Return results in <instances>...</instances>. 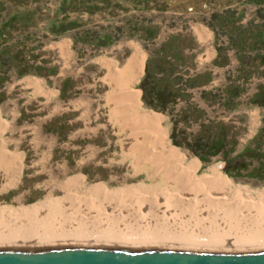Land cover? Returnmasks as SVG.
Listing matches in <instances>:
<instances>
[{
  "label": "rangeland",
  "instance_id": "obj_1",
  "mask_svg": "<svg viewBox=\"0 0 264 264\" xmlns=\"http://www.w3.org/2000/svg\"><path fill=\"white\" fill-rule=\"evenodd\" d=\"M64 27L80 57L65 74L81 72L87 56L117 39L138 42L146 54L148 102L164 107L148 111L161 116L158 130L183 163L193 164L197 176L210 172L232 184L264 188V0H0V99L5 95L1 104L19 108L13 120L7 115L6 128L1 117L0 136L2 143L21 147L24 163L17 186L0 190V209L54 199L72 200L67 207L76 210V195L93 185L124 191L146 178V171L135 173L134 157L112 129L87 130L71 140L67 131L77 112L46 123L44 97L31 99L25 109L27 93L18 81L57 72L61 64L43 46L51 28ZM80 80L85 83L83 72ZM72 85L66 79L61 96ZM72 178L83 180L69 185Z\"/></svg>",
  "mask_w": 264,
  "mask_h": 264
},
{
  "label": "bare ground",
  "instance_id": "obj_2",
  "mask_svg": "<svg viewBox=\"0 0 264 264\" xmlns=\"http://www.w3.org/2000/svg\"><path fill=\"white\" fill-rule=\"evenodd\" d=\"M136 106L133 112L124 110L126 114L121 116L113 111L109 114L127 131L121 145L126 155L134 157L135 173L146 171V178L124 191H104L95 185L80 195L76 191V210L70 208L72 200L62 203L54 199L22 210L0 209V248L99 246L203 252L264 249V188L232 184L210 172L197 176L196 167L184 164L158 130L161 116ZM72 180L83 179L67 182ZM57 206L59 214L52 215L53 220L50 213L54 214Z\"/></svg>",
  "mask_w": 264,
  "mask_h": 264
},
{
  "label": "crops",
  "instance_id": "obj_3",
  "mask_svg": "<svg viewBox=\"0 0 264 264\" xmlns=\"http://www.w3.org/2000/svg\"><path fill=\"white\" fill-rule=\"evenodd\" d=\"M55 16L52 17V20H56ZM57 20L59 21L60 19L58 18ZM63 22L64 20L61 21L60 23ZM69 30L70 29L68 27L59 28V29L51 28L47 33L51 37V39L48 40L43 46L46 49L47 56H49L50 54H52V56H56L57 63L61 64V66H58L57 72H54L53 76L38 75L37 77L33 75H26L23 78H21V80L18 81L23 85L22 86L23 88L25 87L24 89L25 92L27 93L26 100L23 102V104L25 105V109H28V105L26 103H29L31 99H34L36 97H44V102L42 104H44V107L46 108V123H48V121L51 118H54L56 115L65 114L69 112H77L73 118V120L75 121V126H71V128L67 131L68 133L67 137L69 139L72 140L74 138H78L80 134H84L85 132H87V130H91L93 132L94 131L109 132L110 129H112L113 133L119 134L121 136L118 138L120 145L123 142V140H126L125 138L127 135V131L122 129L121 124L119 122L117 123L111 120L110 119L111 115L113 113H118L120 114L119 116H121L122 114L133 112L132 110L137 108L136 105H140L139 109H141V111L143 112L148 110H154V109H150L148 105L146 106L143 100V89L140 85L146 70L145 49L138 42H135L130 38H126V40L117 39L113 43L107 46H103L101 48L102 52L100 51L97 55L93 57L87 56L88 59L87 63H85L84 66L80 67L81 72L69 71L65 74L66 69L68 68L73 69V67H75L73 63L75 62V58L80 59V57H77V53L74 52L72 48L73 35L70 34ZM141 59H143L142 63H140ZM47 63H48L47 65L50 64L52 65V61H49ZM138 66H140L139 68L141 70L138 68ZM134 70H136L135 76L133 74ZM82 72L84 73L85 83H81L80 80V76L82 75ZM108 74L110 77L108 76ZM120 75L121 76L123 75L122 76L123 78L120 77ZM128 75H130L131 77ZM106 76H108L109 78ZM117 76H119V78H117ZM125 76L128 77L125 78ZM44 77H48V79L47 78L45 79ZM133 77L138 79L136 80ZM65 78L69 79V81L73 85L72 88H70V90L65 92V96H61V93H64L65 91L64 89L63 90L61 89L63 82H65L66 80ZM119 79L120 80L122 79L123 81H120ZM128 79L130 81H128ZM108 81L109 83H107ZM113 82H115L116 87L115 84L114 85L112 84L113 87L111 86V83ZM15 85L16 82H13L11 84V87H14ZM83 87H85V89H83ZM133 88L135 90H133ZM76 89L79 90L77 91L79 94L78 96L75 95ZM0 90L3 89L0 88ZM121 93L125 94L127 98H125V96L122 95ZM127 93L129 94V96ZM137 96L139 97L140 102L137 100L138 99ZM4 98L0 99V123H2L1 119L4 118L3 126L6 128L8 123V119L6 118L7 115H10V120L11 119L13 120L19 114L18 112L19 108H18V104H14V106L10 108L7 107L6 103L1 104L3 101H5ZM112 99L113 101L115 100L114 101L115 103L111 101ZM122 99L124 101L127 100L126 103L125 102L123 103L121 101ZM136 101H138V103ZM132 102L135 104H133ZM115 104H116V108H115ZM125 104L129 106H126ZM131 105L133 106V108ZM124 106H126L125 109ZM120 110H122L123 112L125 110L126 113L125 112L123 113ZM93 111L96 112L99 111L102 114L93 115L91 114V112ZM110 111L111 112L113 111V113H111ZM154 111L159 112L157 110ZM7 112L9 113L7 114ZM163 124H164V120H163ZM33 128H38V126L34 125ZM108 141H111V139H108ZM3 144L4 143H2V137L0 136V150H1L0 158L5 157L4 159L1 158L2 160L0 159V190L7 192L9 191V189L16 187L17 182L21 181L24 163L21 154L22 152L21 147H19L18 145H14L10 147L6 144L4 145ZM66 161H68V159L63 160L62 165L68 164V162L66 163ZM77 161H78L77 165L83 164V161L81 160H77ZM80 172L82 171H78L77 173ZM77 173H75L73 176H75ZM82 175L84 176L85 179V175L83 173Z\"/></svg>",
  "mask_w": 264,
  "mask_h": 264
},
{
  "label": "water",
  "instance_id": "obj_4",
  "mask_svg": "<svg viewBox=\"0 0 264 264\" xmlns=\"http://www.w3.org/2000/svg\"><path fill=\"white\" fill-rule=\"evenodd\" d=\"M0 264H264V249L203 252L99 246L0 248Z\"/></svg>",
  "mask_w": 264,
  "mask_h": 264
},
{
  "label": "trees",
  "instance_id": "obj_5",
  "mask_svg": "<svg viewBox=\"0 0 264 264\" xmlns=\"http://www.w3.org/2000/svg\"><path fill=\"white\" fill-rule=\"evenodd\" d=\"M146 69H147V66H146ZM144 80H145V77L143 76V79L141 80L140 85H141V87H142V89H143V100H144L145 104L148 105V106H150V107H153V108H160V109L164 110V107H163V106L156 107V106H157L156 104H153V103H149V102H148V98H147V95L145 94V90H144ZM154 105H155V106H154ZM156 113H157V112H156ZM173 140L176 141L174 135H173ZM173 147H174V146H173Z\"/></svg>",
  "mask_w": 264,
  "mask_h": 264
}]
</instances>
